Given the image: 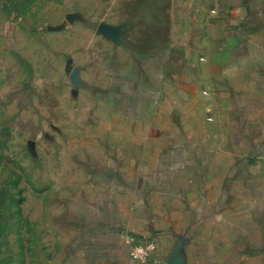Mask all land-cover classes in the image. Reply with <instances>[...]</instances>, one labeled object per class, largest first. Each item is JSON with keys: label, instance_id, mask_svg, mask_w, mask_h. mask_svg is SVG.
Masks as SVG:
<instances>
[{"label": "crops", "instance_id": "obj_1", "mask_svg": "<svg viewBox=\"0 0 264 264\" xmlns=\"http://www.w3.org/2000/svg\"><path fill=\"white\" fill-rule=\"evenodd\" d=\"M126 2L40 37L0 4V60L33 69L17 130L67 189L45 264H264V0Z\"/></svg>", "mask_w": 264, "mask_h": 264}, {"label": "rangeland", "instance_id": "obj_2", "mask_svg": "<svg viewBox=\"0 0 264 264\" xmlns=\"http://www.w3.org/2000/svg\"><path fill=\"white\" fill-rule=\"evenodd\" d=\"M0 4L9 25L20 19L24 31L35 37L45 31L43 24L63 23L68 11L82 13L92 26L99 18L117 21L128 13L121 11L120 5L112 6L111 0H0ZM143 15L158 13L145 11ZM7 48L8 53L14 52L12 43ZM19 58L0 60V264H45L47 251L58 244L56 231L62 228L63 213L68 208L60 201L67 189L62 188V181L56 182L60 188L47 186L51 182L45 164L37 163L38 157L31 155L17 130L20 125L16 117L22 109L15 107L16 94L21 92L16 87H29L26 84L33 70L28 59Z\"/></svg>", "mask_w": 264, "mask_h": 264}, {"label": "built area", "instance_id": "obj_3", "mask_svg": "<svg viewBox=\"0 0 264 264\" xmlns=\"http://www.w3.org/2000/svg\"><path fill=\"white\" fill-rule=\"evenodd\" d=\"M155 249L156 244L154 241H138L130 245L128 254L134 260L145 262L150 258Z\"/></svg>", "mask_w": 264, "mask_h": 264}, {"label": "water", "instance_id": "obj_4", "mask_svg": "<svg viewBox=\"0 0 264 264\" xmlns=\"http://www.w3.org/2000/svg\"><path fill=\"white\" fill-rule=\"evenodd\" d=\"M98 31L108 35H116L119 30L101 23L98 25Z\"/></svg>", "mask_w": 264, "mask_h": 264}]
</instances>
